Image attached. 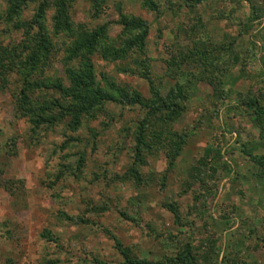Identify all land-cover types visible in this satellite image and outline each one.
I'll use <instances>...</instances> for the list:
<instances>
[{"label":"rangeland","instance_id":"1","mask_svg":"<svg viewBox=\"0 0 264 264\" xmlns=\"http://www.w3.org/2000/svg\"><path fill=\"white\" fill-rule=\"evenodd\" d=\"M42 1L28 0L21 20L31 22ZM256 7L260 17L252 21ZM7 8L8 0H0V12ZM56 13L51 4L42 20L59 51L50 67L36 70L38 82L27 92L37 102L40 93L58 98L59 83L72 85L61 61L69 34L55 27ZM69 15L73 27L107 24L116 44L137 32L118 23L122 16L141 19L149 25L144 49L126 62L104 58V45L96 46L90 58L100 101L74 132L69 116L42 124L37 136L30 132L17 112L27 78L22 66L8 75L7 87L0 83V264H94L96 258L124 264L116 238L152 260L176 255L191 241L197 259L264 264V137L242 104L264 92V0H107L98 15L92 0H73ZM23 31L0 19L5 45L22 40ZM82 60L67 67L81 70ZM205 79L222 84L225 96L214 95ZM113 81L124 99L138 91L148 101L154 87L167 97L178 84L187 92V111L168 121L165 135L155 133L158 118L149 119L141 163L135 147L146 109L112 100L120 95ZM176 133L185 134L179 151ZM81 156L84 166L77 169ZM47 230L54 240L44 237Z\"/></svg>","mask_w":264,"mask_h":264},{"label":"trees","instance_id":"2","mask_svg":"<svg viewBox=\"0 0 264 264\" xmlns=\"http://www.w3.org/2000/svg\"><path fill=\"white\" fill-rule=\"evenodd\" d=\"M28 0H8V8L6 11L0 12V19L6 22L10 28L14 30L24 29V37L18 42L12 44H4L0 41V83L2 88L8 85V75L16 70V68L22 66L18 71L24 74L23 83L21 84L20 91V103L17 104V112L26 116L29 123H31V133L37 136L40 126L44 123L55 124L62 121L66 116L70 117L67 120L66 125L68 129L73 132L78 129L81 125L83 117L93 116L91 115L96 111L100 96L98 94V87H95L96 78L94 73V63L91 61V55L95 53L96 46L103 44L102 56L104 58L118 59L128 61L130 53L139 49L142 51L144 48V41L147 38L149 25L138 18H127L123 15L118 21L119 24H123L125 29L132 31L137 30L135 36L126 37L122 40V43L116 44L115 40L108 36L107 24H101L94 29H88L83 24H79L78 27L72 26V19L69 15V9L72 7L73 0H43L39 2L35 15L31 19V22L21 20L22 7L27 3ZM149 1V0H148ZM196 3L201 0H195ZM107 0H92V8L95 14L103 13L104 7L106 8ZM151 2V1H150ZM51 4L57 8V13L54 16V24L57 29L63 30L68 33L69 43L65 49V56L61 57V61L66 64V73H68L71 79V86H66L62 83L57 85V89L60 90V96L57 98H45L40 93V98H43L40 102H37L36 98L32 93H28V89L34 87L35 74L43 72L44 69L50 67L51 62L58 57L57 47H54L53 42L50 39V35L47 33L46 26L42 22L45 17L48 8ZM255 7V4L253 3ZM251 18L252 21L259 19V12L252 9ZM247 26V25H246ZM250 27L252 25H249ZM9 28V27H8ZM247 28V27H246ZM249 28V27H248ZM88 55V56H87ZM90 55V56H89ZM83 58L80 63L84 66H80V69H74L73 67H67L71 61ZM237 61V58H236ZM139 61L136 62L138 66ZM140 65V64H139ZM84 67V68H83ZM148 70V68H145ZM26 72V73H25ZM206 80V79H205ZM204 80V81H205ZM42 80L41 82H43ZM152 83V81H151ZM206 83L212 86L213 93L219 98H223L224 91L219 83L217 84L211 79L206 80ZM112 84L119 91V96L113 95L112 100L120 102L122 104H134L142 103V107L146 109V117L141 121L137 134V145L135 160L136 162H143V156L141 155L142 146L146 144L145 133L149 119L158 118V125L160 130L156 131V135L163 133L165 135L169 127V120L173 123L174 120L180 118L187 111L188 95L183 85L178 84L176 90L167 97H164L159 93L157 88H152L153 97L151 99L143 100L144 97L138 91H129L127 99H124V95H121V87L117 82ZM153 84V83H152ZM41 84L38 83V86ZM33 88L31 89V92ZM190 91V90H188ZM255 91L242 101L247 108L246 114L252 117L254 125L259 128L261 136L264 137V92L261 90L260 94ZM93 96V97H92ZM167 129V130H165ZM181 139L177 142L180 150V144L185 142L183 135L176 133ZM20 138V135L18 136ZM72 138V137H71ZM64 142V147L70 144V139ZM165 139V136L163 137ZM80 140L79 138H72L71 142ZM182 140V141H181ZM173 141V140H172ZM18 142V141H17ZM16 145V138L10 145L9 153L14 154V146ZM246 145V144H245ZM245 150L246 146L243 147ZM84 156H81L78 163L77 169L84 166ZM201 164L205 163V159L200 161ZM135 170V174H138ZM138 177V175H136ZM21 179H18V182ZM173 207V206H172ZM170 208L175 212L174 208ZM124 215H126L124 213ZM84 220V219H83ZM44 237L49 240H54L50 230L44 233ZM57 240V239H56ZM117 248L124 256V264H218L213 263L209 256L201 257L198 255V259L194 257V251L191 241H187L184 248L176 253V255H169L165 259L152 260L147 257H141L134 254L131 247L124 246V244L117 239ZM212 242V240H211ZM214 246V244H213ZM197 253H195V256ZM209 255V254H208ZM204 260V261H203ZM9 262V263H8ZM8 264H12V260H8ZM94 264H107L106 261L100 258H96Z\"/></svg>","mask_w":264,"mask_h":264}]
</instances>
